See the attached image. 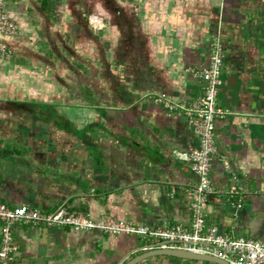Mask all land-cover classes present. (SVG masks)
<instances>
[{
	"label": "crops",
	"instance_id": "0c3cea01",
	"mask_svg": "<svg viewBox=\"0 0 264 264\" xmlns=\"http://www.w3.org/2000/svg\"><path fill=\"white\" fill-rule=\"evenodd\" d=\"M18 31L0 59V203L163 228L192 221L199 139L154 100L199 94L222 27L221 105L209 224L264 243V0H8ZM104 17L94 30L89 15ZM222 156L230 162L226 169ZM243 187L231 194L232 185ZM0 221V247L2 242ZM11 264H125L138 236L15 223ZM137 264H218L156 255Z\"/></svg>",
	"mask_w": 264,
	"mask_h": 264
},
{
	"label": "built area",
	"instance_id": "2783aa9c",
	"mask_svg": "<svg viewBox=\"0 0 264 264\" xmlns=\"http://www.w3.org/2000/svg\"><path fill=\"white\" fill-rule=\"evenodd\" d=\"M88 20L96 31L106 27L105 19L101 15L91 14ZM221 24L220 22L212 37L209 61L186 69L198 82V96L190 101H176L165 94L154 96V100L168 111L181 113L199 139L198 146L177 153L180 159L189 163L197 176V182L191 189V223H167L163 228H154L134 225L110 215L93 219L66 208L45 212L26 203L15 207L0 203V221L3 223L0 264H11L18 255L19 246L12 232L15 223L70 227L76 231L100 229L113 234L125 233L142 238L147 243L144 249L175 248L215 256L231 264H264L263 242L244 236H233L220 231L216 224L207 222L211 212L210 197L215 191L211 170L217 154L216 123L230 113L219 100L224 63ZM17 31L18 23L8 10V0H0V59L12 57L13 51L4 37L13 36ZM222 162L226 169L230 168L226 157L222 156ZM242 190V186L234 184L229 193L241 194Z\"/></svg>",
	"mask_w": 264,
	"mask_h": 264
},
{
	"label": "water",
	"instance_id": "95a60500",
	"mask_svg": "<svg viewBox=\"0 0 264 264\" xmlns=\"http://www.w3.org/2000/svg\"><path fill=\"white\" fill-rule=\"evenodd\" d=\"M156 255H171V256L187 258V259H192V260L213 261V262H216L218 264H231L228 261L217 258L215 256L206 255V254H197V253H193V252L186 251L183 249H175V248L152 249L150 251H147L145 253H142V254L132 258L131 260H129L125 264H137L141 260H144V259L151 257V256H156Z\"/></svg>",
	"mask_w": 264,
	"mask_h": 264
}]
</instances>
